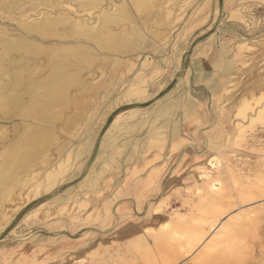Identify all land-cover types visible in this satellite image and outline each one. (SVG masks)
Here are the masks:
<instances>
[{
  "label": "rangeland",
  "instance_id": "374dc122",
  "mask_svg": "<svg viewBox=\"0 0 264 264\" xmlns=\"http://www.w3.org/2000/svg\"><path fill=\"white\" fill-rule=\"evenodd\" d=\"M155 3L51 127L62 167L0 231V264H264V0ZM31 4H0V27Z\"/></svg>",
  "mask_w": 264,
  "mask_h": 264
},
{
  "label": "bare ground",
  "instance_id": "6f19581e",
  "mask_svg": "<svg viewBox=\"0 0 264 264\" xmlns=\"http://www.w3.org/2000/svg\"><path fill=\"white\" fill-rule=\"evenodd\" d=\"M16 1L20 0H0V4L12 6ZM27 1L35 5L30 7L33 14L25 12L27 20L18 22L21 28L0 27V120L19 119L10 127L0 125V231L18 210L38 198L40 187L48 185L42 181H50L62 165L60 159V163L53 161V155H59L65 140L54 147L60 136L51 127L71 128L81 114L77 91L92 85L85 76L93 73L94 61L101 58L96 52L111 47L118 31L127 33L122 26L127 21L135 28L136 14L149 19L151 13L152 17L149 8L157 0H74L78 9L66 5L68 10L60 8L59 0ZM40 4L46 8H38ZM155 14L158 20L161 16ZM196 264H206L203 253Z\"/></svg>",
  "mask_w": 264,
  "mask_h": 264
}]
</instances>
